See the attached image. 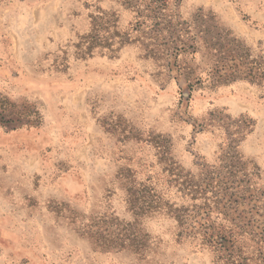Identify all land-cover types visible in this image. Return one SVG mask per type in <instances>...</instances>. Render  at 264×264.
<instances>
[{
    "label": "rangeland",
    "instance_id": "rangeland-1",
    "mask_svg": "<svg viewBox=\"0 0 264 264\" xmlns=\"http://www.w3.org/2000/svg\"><path fill=\"white\" fill-rule=\"evenodd\" d=\"M150 5L165 7L166 43L150 39ZM96 21L113 52L87 50ZM171 33L196 53L168 59ZM202 33L264 62V0H0V100L27 115L0 124V264H219L173 218L128 204L142 186L186 204L171 165L198 176L227 152L264 201V79L213 84ZM111 215L149 235L145 259L92 238Z\"/></svg>",
    "mask_w": 264,
    "mask_h": 264
},
{
    "label": "trees",
    "instance_id": "trees-1",
    "mask_svg": "<svg viewBox=\"0 0 264 264\" xmlns=\"http://www.w3.org/2000/svg\"><path fill=\"white\" fill-rule=\"evenodd\" d=\"M150 7L153 8L152 13H155L150 39L166 43L161 33L164 29L161 30L159 23L165 7L154 8L150 5L147 10ZM102 29L107 33H102ZM107 34L108 29L96 21L93 33L86 38L90 45L87 50L92 52L95 48H107L113 52V44L108 43L113 40V36L105 37ZM171 34L174 38L173 46L163 52L168 59L174 58L176 61L179 54L189 49L196 53V38L191 45H187L177 33ZM202 34L205 47L209 51L214 50L218 58L210 73L213 84L229 78L234 81L241 76L251 81L264 79V62L250 60L246 53L241 54L234 49L213 44L206 38L209 33ZM173 66H176L175 63ZM197 82L201 81L198 79ZM189 86V90H192V85ZM183 96L186 97L184 93ZM26 116L9 101L0 100L1 125L26 124ZM157 147L163 149L159 144ZM221 162L220 167L200 164L198 176L185 175L179 168H175V164L171 165L169 184L178 189L187 201L186 204L171 206L153 188L142 186L138 191H130V210L137 220L155 214L173 218L178 229V240L198 241L201 247L212 251L219 264H264V201L250 187L252 178L245 173L238 154L227 152ZM91 230L92 238L106 250H128L141 259H145L151 250L149 235L137 223L122 222L112 215L104 216L91 225Z\"/></svg>",
    "mask_w": 264,
    "mask_h": 264
}]
</instances>
